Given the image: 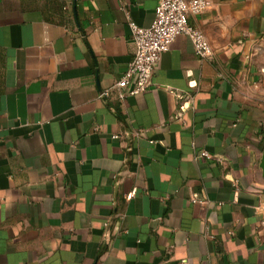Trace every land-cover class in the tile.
<instances>
[{
    "label": "crops",
    "instance_id": "1",
    "mask_svg": "<svg viewBox=\"0 0 264 264\" xmlns=\"http://www.w3.org/2000/svg\"><path fill=\"white\" fill-rule=\"evenodd\" d=\"M207 1L120 101L158 0H0V264H264V0Z\"/></svg>",
    "mask_w": 264,
    "mask_h": 264
},
{
    "label": "built area",
    "instance_id": "2",
    "mask_svg": "<svg viewBox=\"0 0 264 264\" xmlns=\"http://www.w3.org/2000/svg\"><path fill=\"white\" fill-rule=\"evenodd\" d=\"M208 6L207 0H158L149 27L129 23L133 57L121 78L110 89L101 91L99 98L105 100L115 95L123 101L145 92L151 85L160 56L170 50L179 35L189 38L194 53L200 59L210 58L209 43L199 30L188 24L190 16L201 14ZM176 98L180 99V96Z\"/></svg>",
    "mask_w": 264,
    "mask_h": 264
},
{
    "label": "water",
    "instance_id": "3",
    "mask_svg": "<svg viewBox=\"0 0 264 264\" xmlns=\"http://www.w3.org/2000/svg\"><path fill=\"white\" fill-rule=\"evenodd\" d=\"M259 168L261 169V176L264 179V149L262 151L260 163H259Z\"/></svg>",
    "mask_w": 264,
    "mask_h": 264
}]
</instances>
